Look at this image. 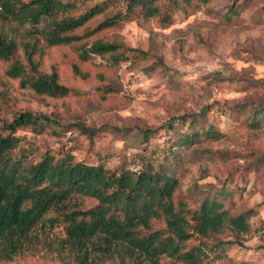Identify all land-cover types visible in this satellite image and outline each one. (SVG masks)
Instances as JSON below:
<instances>
[{
	"label": "trees",
	"instance_id": "1",
	"mask_svg": "<svg viewBox=\"0 0 264 264\" xmlns=\"http://www.w3.org/2000/svg\"><path fill=\"white\" fill-rule=\"evenodd\" d=\"M171 1L175 11L181 2H190ZM160 3L125 0L123 7L107 11L105 2L78 13L72 0H0V97L10 98L8 81H19L39 96L72 95L76 90L60 81L57 66L45 69L52 49L74 46L82 61L101 55L119 63L129 51H141L118 40L99 37L89 44L87 39L137 15L170 21L174 10L164 12ZM240 10L238 4L230 6L223 17L228 20ZM72 66L76 75L90 77L79 63ZM239 110L248 115L251 128H264V105ZM188 119L163 125L178 147L216 133L205 111ZM53 124H59L54 116L31 110L12 117L0 111V263L41 255L62 264H249L229 256L232 241L222 235L249 232L254 215L252 210L235 213L225 188L210 184L204 192L201 188H207L193 184L178 193L177 177L154 153L138 169H128L80 160L72 153L46 151L34 158L20 151V128L41 131ZM76 125L90 136L97 131ZM152 132L140 134L147 140ZM247 159L254 170L264 172V153L253 152ZM83 198L96 202L84 207ZM262 231L264 222L258 228Z\"/></svg>",
	"mask_w": 264,
	"mask_h": 264
},
{
	"label": "rangeland",
	"instance_id": "2",
	"mask_svg": "<svg viewBox=\"0 0 264 264\" xmlns=\"http://www.w3.org/2000/svg\"><path fill=\"white\" fill-rule=\"evenodd\" d=\"M72 1L78 13L105 2L107 11L125 3ZM170 1L160 0L164 12L174 10L170 21L137 15L87 39L89 44L99 37L118 40L140 53L129 51L130 56L116 64L101 55L85 62L74 46L55 47L46 57L45 69L57 66L60 81L76 92L63 98L39 96L19 81H8L10 98L0 97L1 114L12 117L31 110L59 121L41 131L32 127L17 131L20 151L30 157L46 151L57 156L72 153L91 163L138 169L143 158L154 153L177 177L178 193H186L193 184L207 188H201L204 192L210 184L225 188L235 213L252 210L254 215L249 232L222 235L232 241L229 256L264 264V232H258L264 222V172L254 170L247 159L253 152L264 153V128H251L248 115L239 113L240 107L264 105V0H190L181 2L177 11ZM237 4L240 13L225 19L223 14ZM74 62L90 77L76 75ZM102 87L112 91L104 92ZM3 90L1 82L0 93ZM204 111L216 133L191 146L174 144L163 125L184 116L190 120ZM79 122L97 131L87 135L77 127ZM144 129L153 131L147 140L140 134ZM79 200L84 207L96 202ZM26 263L62 264L41 255L0 264Z\"/></svg>",
	"mask_w": 264,
	"mask_h": 264
}]
</instances>
